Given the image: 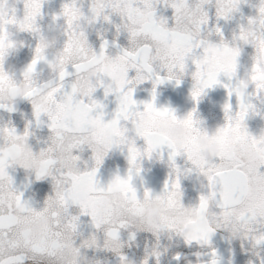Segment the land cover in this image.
<instances>
[{
    "label": "snow or ice",
    "instance_id": "snow-or-ice-1",
    "mask_svg": "<svg viewBox=\"0 0 264 264\" xmlns=\"http://www.w3.org/2000/svg\"><path fill=\"white\" fill-rule=\"evenodd\" d=\"M161 2L173 9L172 26H169L167 18L156 14L157 5ZM211 3L212 0H196L195 2L201 11V16L196 21V26L201 33L209 24V13L205 6ZM244 3H247V0H215L217 20L231 19L235 13L240 11V6ZM23 4L24 14L22 17L18 18L15 15L0 17V89L6 81L11 79L4 69L5 59L15 47L7 36L8 26L15 27L20 32L32 33L37 37L33 58L23 74L25 78L29 73L36 74L40 61L47 59L43 55L46 50L41 47L38 38L41 28L37 21L42 16L43 0H23ZM191 6L189 0H91V15L86 16L77 5L76 0H69L62 5L61 12L52 17L53 20H59L62 17L65 21L62 54L55 58L62 65V69L48 93V98L56 105V111L42 112L38 105L32 103L37 126L42 123L41 116L44 115L47 117L48 128L51 132L49 136L51 143H48L46 148H42L40 153L52 154L41 162L44 166L35 172V179L42 180L45 177H51L55 188L58 180L53 173L54 170L58 172L59 177L65 178L67 181L64 192L59 194V199L64 206L65 213L70 216L69 226L73 231L78 230L79 215H72L69 211L72 206H77L80 215L90 217L94 228L99 230L103 223L108 222L99 220L95 212V204L99 202L102 195L105 192H111L113 186H119L131 201L138 204L139 194L133 185L134 174L138 176L141 172L138 163L145 156L151 158L154 153L163 158L166 149L168 150L169 166L173 169L174 175L170 174L162 191L167 193L169 202L174 203L176 193L181 191L180 177L182 175L180 168L176 165L175 158L184 155L194 169L206 177L208 182V191L206 194L200 195L199 203L196 206V210L202 214L204 225L197 228L195 235L185 237L184 241L189 245L195 242L201 246H209L211 249L210 259L206 264H220L216 250L211 248V236L217 228L212 227L207 220V213L213 202H215V207L220 210L226 223L232 216L233 209L245 205V211L239 217L241 224L248 232H258L259 234L246 235L244 238L250 240L253 246L264 248V227H256L257 225L264 226V136L260 138L253 136L245 124L250 113L259 114L254 101L259 100L261 104H264V65H262V58H264V0H259L256 5L258 15L247 18L249 23L257 24L260 29L258 35L253 34L257 39V44L250 45L254 54L251 67L245 72V77L251 81L246 86L251 89L247 93V99L239 90L243 83L239 77V60L242 51L234 50L224 42L225 36L218 24L214 29L215 34L220 38L219 41H205L202 38L197 40L176 29L175 25L180 24L183 14ZM106 12L120 16L122 24L117 25V32L121 27L126 30L130 43L138 33L128 25L133 23L137 17L146 15L149 18L148 23L144 26L141 34L151 37L153 40H167L172 45V52L170 56L163 55L160 49L153 48L152 44L147 42L139 45L135 50L122 49L115 57L110 58L112 61L110 64L100 68L99 79L96 83H90L86 90L81 91L80 81L87 66L84 63H69L73 52H82L85 55L91 52L95 63L101 65L103 61L109 59V44L108 41H104L100 45L99 52L91 45L85 47L87 34L83 31L77 32L75 22L81 15L89 24L101 17L105 21H110V15L105 14ZM194 50L200 55L191 56L192 78L198 82L193 85L192 99L198 103L207 89L217 85H222L227 89L229 97V101L223 106L225 123L217 129V134L213 137L219 146V152L211 162L195 155L197 147L195 139L204 134L200 121L195 119V108L183 120L193 135L185 141L182 147H177L165 134L156 135L151 123L152 120L159 117H169L173 122H179L180 118L177 117L174 110L167 107H156V88L165 80H175V83L179 85L181 79L174 77L171 73L176 70L184 73L190 54ZM219 54L228 55L230 59L225 63H220L217 61ZM49 62L51 63V61ZM157 63L160 64L161 71L167 69L169 74L161 76L155 67ZM70 67L74 71H69ZM131 70H135L134 76H129ZM69 77H74V79L66 87V78ZM105 80L112 81V83L106 84ZM149 80L153 83L151 100L138 103L134 99L135 86ZM98 88H103L105 98L109 95L116 96L117 107L110 119H104L105 105L93 98ZM39 90L36 81H32L24 99L32 102L33 96ZM233 95L237 102L235 110L231 103ZM141 104L143 105L142 109ZM0 108L9 112L15 110L3 104H0ZM144 116H148L149 121L142 130L128 127L132 120ZM30 126L31 122L23 132L24 137L30 136ZM97 126L102 132H110L112 141L103 153L97 152L91 144H88L92 150L91 159L95 164L91 169L82 171L79 169L81 157L75 155L74 150L83 151V146L90 137L96 140L100 138V132L93 131ZM0 131L11 134L16 129L5 127ZM130 132H134V137L129 135ZM136 139H143L145 145L143 149L137 147ZM114 146L127 148L128 174L125 177L116 175L107 185H101L97 179V173L104 157ZM249 146L256 147L260 153L255 165H250L245 161L244 152ZM57 153L60 154L57 155ZM33 155L35 154L33 153ZM57 165L60 167L57 168ZM12 166L10 158L0 153V264H24L26 259L37 257L57 259L58 253L63 247L58 239L59 233L46 230L40 241H31L18 231L19 221L10 213V205L6 203L5 181L11 194H14L16 202L28 206V211L39 215L41 211H47V208L36 210L23 199V192L14 186L13 177L8 173V169ZM19 166L28 168L27 163H21ZM143 195L150 197L152 192L145 188ZM51 198L49 196L45 204ZM156 199H160V196L157 195ZM249 225L253 227L249 228ZM120 227L123 228L124 225L121 224ZM165 228L172 231L174 225L168 223ZM107 235L111 239H119L118 230L109 231ZM233 235H235V231ZM107 250L115 251V249ZM151 255L156 257V264H159L160 252L154 250ZM59 258L62 259V257ZM175 258L179 259V256L177 255ZM119 259L121 264H128L127 257L122 253L119 255ZM141 264H149V258L146 256ZM261 264H264V260L261 261Z\"/></svg>",
    "mask_w": 264,
    "mask_h": 264
},
{
    "label": "flooded vegetation",
    "instance_id": "flooded-vegetation-1",
    "mask_svg": "<svg viewBox=\"0 0 264 264\" xmlns=\"http://www.w3.org/2000/svg\"><path fill=\"white\" fill-rule=\"evenodd\" d=\"M66 2H69V0H43L42 16L38 18L37 23L41 28L38 38L39 40L44 39L46 41V61H52L60 56L58 54L61 53L62 43L65 39L63 37L65 21L62 17L59 20H53L52 17L61 12L62 5ZM195 2L196 0H189V3L192 5H195ZM258 2L259 0H247V3L241 4L240 11L235 13L231 19L227 21L221 19L218 21L215 14V0H212L211 4L205 6L210 18L208 26L214 29L218 24L222 28L224 36L230 38L231 34L238 30V25L241 21L246 20L250 16H255ZM76 3L86 16L91 15V0H76ZM5 6H7V10L0 12V17L15 15L19 18L24 14L23 0H0V9L5 8ZM105 14L110 15V21H105L101 17L90 26L85 19L84 25L77 30V32L83 31L87 34V44L85 47L91 45L93 49L99 52L100 45L104 41H108V52L111 50L113 54L122 49L129 48L127 31L121 27L120 31L117 32V25L122 24L120 16L110 12H106ZM156 14L157 16L167 18L169 26H172L173 9L161 2L157 5ZM10 29H14L15 31L12 32ZM17 35H19L20 46L18 48L14 47L9 52L5 60L4 68L10 74L16 71V76L22 78L21 71L26 68L33 58L37 37L32 33L20 32L15 27L8 26L7 36L14 45ZM154 41L157 49H160L166 43L165 40L160 39H154ZM116 45H119V47H116ZM253 54L254 50L251 46H245L239 60V74L243 75L246 70L250 69ZM226 57L227 55H218L217 61L225 63L229 60ZM10 66L14 67L10 69ZM90 66L98 69L95 73V78L99 79L100 65H97L92 58ZM48 67L50 68L51 65L49 64ZM191 67L193 68V66ZM69 71L74 70L70 67ZM157 71L161 76H164L163 71L159 69ZM135 74V70L129 72V76H134ZM73 79L74 77L66 78V87ZM93 79L94 77H89L88 84L92 83ZM18 85L19 81H16L15 86ZM152 88L153 83L150 80L136 85L134 99L138 103L150 101ZM192 88L193 82L190 74L185 75L179 85L175 83V80H165L164 83L158 85L156 88L157 96L155 105L157 108L167 107L174 110L178 118L184 117L195 108V119L200 121L204 135L209 139H213L212 130L215 128L217 130L225 123L223 106L229 101L227 89L222 85L207 89L197 103L192 99ZM93 98L101 101L105 105L104 119H110L117 107L116 96L109 95L105 98L103 88H98ZM231 103L235 110L237 102L234 95L231 98ZM254 103L257 105L259 114L250 113L245 120V124L249 133L257 137L264 134V104H261L259 100L254 101ZM140 106L142 109L143 105L141 104ZM140 118L138 117L132 120L128 124V127L135 130L143 123ZM41 121L42 123L37 126L31 101L27 99L19 100L14 111L9 112L6 109H0V126L6 124L11 125L18 133H23L29 125V122H31V126L29 127L31 133L29 136V144L34 154L48 146L49 136L51 135L47 117L42 115ZM96 132H100L101 136L104 133L101 129ZM129 135L134 137V132H130ZM95 140L90 137L83 146V151L78 149L74 150V154L79 155L81 161L88 162L87 168H85L83 163H80L79 166L82 171L94 167L95 162L91 159L92 150L87 146L88 144L92 145ZM136 144L141 149L145 146L143 139H136ZM127 156L126 147L114 146L108 152L97 173V179L101 185H107L116 175L125 177L128 174L129 163ZM175 162L182 172L180 177L182 204L186 207L198 205L200 195L206 194L208 191L206 177L196 171L184 155L176 157ZM34 163L38 162L34 161ZM140 167L141 172L138 176H134L133 179V185L136 187L139 195H142L145 188L154 194H159L164 188L165 181L169 180L170 174L174 175L173 169L169 166L167 149L164 151L163 158L158 154L153 155L151 158L145 156L140 161ZM8 173L13 177L14 186L23 192V199L36 210H41L47 198L53 194V181L51 177L36 180L34 173L30 174L28 170L19 165L10 167ZM69 211L72 215H79L78 242L87 239L94 233H98L99 230L94 228L91 223V218L80 215L77 206H72ZM120 239L125 245L122 249V254L132 264H141L146 256L149 258V264H156V257L151 255L154 250L160 252L159 264H206L210 259L209 253L211 249L209 246H201L195 242L189 245L185 243L182 237L176 236L175 234H168L167 232L161 235H155L146 232H129L125 229L121 231ZM211 248L216 250L220 258V264H229V262L231 264H249V262L251 264H260L253 253L251 242L241 237L232 236L226 229H217L214 232L211 236ZM257 250L259 251L260 257L264 258V248L257 247ZM88 254L101 258L104 264H121L119 256H115L110 250L102 247L89 249ZM177 255L179 259L175 258ZM24 264H37L36 258H28L24 261Z\"/></svg>",
    "mask_w": 264,
    "mask_h": 264
},
{
    "label": "clouds",
    "instance_id": "clouds-1",
    "mask_svg": "<svg viewBox=\"0 0 264 264\" xmlns=\"http://www.w3.org/2000/svg\"><path fill=\"white\" fill-rule=\"evenodd\" d=\"M6 10L7 6L0 9V12ZM255 15L258 14L256 13ZM200 16V9L196 5H192L183 14L180 24L175 25V27L178 31L187 33L195 37L197 40L202 38L205 41H219L220 38L215 34V29L209 27V24L204 28L202 33L198 30L196 21ZM148 19L149 18L146 15L137 17L133 23L128 25L129 28L138 33L136 38L131 43L129 42L130 49L135 50L139 45L145 42L151 43L153 48L157 47L155 41L151 37H145L141 34L144 26L148 23ZM84 22L85 18L81 15V17L75 22L76 29H80V27L84 25ZM92 24L93 23H88L90 26ZM10 31L14 32L15 30L10 29ZM259 31L260 29L257 24L249 23L246 19L239 23L238 30L234 31L230 38L225 37L224 42L234 50L240 49L243 51L245 46L257 44V39L253 34L256 33L258 35ZM165 41L166 43L161 46L160 51L163 55L170 56L172 45L167 40ZM19 42V35H17L15 47L18 48L20 46ZM40 44L41 47L46 50V41L44 39L40 40ZM118 53L119 52L117 51L113 54L110 50L108 52L109 59L103 61L100 67L110 64L112 62L110 58L115 57ZM61 54L62 53H59L58 55ZM43 55L47 56V52L45 51ZM192 55H200V53L194 50L193 53L190 54L185 72L181 73L178 70L173 71L171 74L174 77L183 79L185 75L190 74L192 78ZM92 58V53H87V55H85V53L82 52H73L69 61V63H84L87 66L80 81L81 91L86 90L89 86L87 82L89 77H94L92 84H95L98 80V78H95V73L98 69L90 66ZM226 59H230V57L227 55ZM49 64L51 65L50 68L48 67ZM262 65H264V58H262ZM13 67L14 66H10V69ZM155 67L156 69L161 70L159 63H157ZM61 69L62 65H60L55 59L52 60L51 63L42 59L37 66V73H29L27 74V78L23 75L25 68L21 71L22 78L16 76V71L10 74L9 71L5 70V73L11 77V79L6 81L3 84L2 89H0V104L15 109L17 102L24 99L25 94L29 91L31 82L36 81L40 90L33 96L31 104L35 103L38 105L42 112H55L56 105L48 98V93L54 86L53 82L57 79L58 73ZM163 72L164 75L169 74L167 69H164ZM239 77L243 81L239 90L247 99V93L250 91V88H247L246 86L249 85L251 81L245 77V73L243 75L239 74ZM16 81H19L18 86H15ZM192 82L193 85L198 83L193 78ZM105 83L111 84L112 81L106 80ZM186 117L187 115L180 118L179 122H173L169 117H159L152 120L151 123L156 135L165 134L176 144L177 147H182L185 141L193 135L190 129L183 123V120ZM140 120L143 123L137 127L136 130H142L145 124L148 123L149 117L144 116L141 117ZM5 127L9 129L13 128L11 125L6 124L0 126V129ZM99 130L98 127H94L93 129V131ZM216 134L217 130L215 128L212 130V137ZM261 136H264V134L257 136V138H260ZM111 141V133L105 131L99 139L92 143V147L95 148L97 152L103 153L107 150ZM49 143H51V141H49ZM195 143L197 146L195 155L207 162H211L219 152V146L215 143L214 139H209L204 134L197 136ZM31 149L32 147L29 144V137H24L23 133H18L17 130L11 134L0 131V153L10 158V163L13 166L27 163L28 168L26 170H28L30 174H35L36 171L43 168L44 165L41 162L52 154L47 152L41 154L39 151L33 155ZM59 154L60 153H57V155ZM153 155H155V153ZM259 155V151L254 146L247 147L244 152L245 161L253 165L258 162ZM34 161H37L38 163H34ZM80 163H83L85 168H87V161L80 160L79 165ZM138 166H140V163H138ZM59 167L60 166L57 165V168ZM79 169L81 170L80 166ZM53 174L57 176L58 183L55 188L53 186L51 200H49L41 209L43 210L47 208V211H41L39 215L34 214L32 211H28V206L22 203H17L14 194H11V190L5 181L6 203L10 205V213L19 221L18 231L21 234L25 235L27 239L31 241H40L46 230L59 233L58 239L63 247L58 253V258L52 260L37 257V264H104V261L101 258L90 256L88 250L100 247L104 249H115V251H110L114 253L115 256H119L122 253V249L125 247L120 239V233L122 230L126 229L129 232H146L155 235H161L167 232L168 234H175L184 239L185 237L195 235L197 228L204 225L202 214L196 210L197 205L186 207L182 204L181 191L176 193L174 203H170L167 198V193L161 191L159 194L152 193L150 197H145L142 193V195H139V203L137 204L131 201L119 186H113L111 192H105L99 202L95 204L97 218L101 221L107 220L108 222L102 224L98 233H94L87 239L78 242L79 232L78 230L73 231L69 226L70 216L65 213L64 206L59 199V194L64 192L67 181L65 178L59 177L58 172L55 170ZM134 176L136 175L134 174ZM157 195L160 196V199H156ZM181 204L183 206H180ZM245 208V205H240L233 209V214L226 223L220 210L215 207V202H213L212 207L207 213V220L212 227L226 229L232 236L244 238L246 235H257L259 234L258 232H248L241 224L239 217L240 214L245 211ZM54 213L55 215H53ZM168 223L174 225L172 231H168L165 228V225ZM121 224L124 225L123 228L120 227ZM218 225L219 227H217ZM248 227L251 228L253 226L249 225ZM256 227L261 228L264 226L257 225ZM112 230H118L119 239H111L108 237L107 233ZM234 231L235 235H233ZM252 250L256 259H258L261 264V261L264 260V258L260 257L257 247L253 246V244ZM59 257H62V259ZM128 264H132V262L128 260Z\"/></svg>",
    "mask_w": 264,
    "mask_h": 264
},
{
    "label": "water",
    "instance_id": "water-1",
    "mask_svg": "<svg viewBox=\"0 0 264 264\" xmlns=\"http://www.w3.org/2000/svg\"><path fill=\"white\" fill-rule=\"evenodd\" d=\"M0 109H3V108H0Z\"/></svg>",
    "mask_w": 264,
    "mask_h": 264
}]
</instances>
